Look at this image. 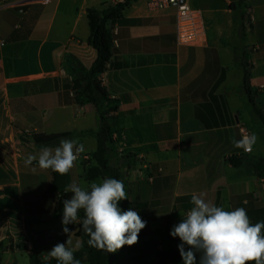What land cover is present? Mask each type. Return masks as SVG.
Wrapping results in <instances>:
<instances>
[{
    "label": "crops",
    "instance_id": "0c3cea01",
    "mask_svg": "<svg viewBox=\"0 0 264 264\" xmlns=\"http://www.w3.org/2000/svg\"><path fill=\"white\" fill-rule=\"evenodd\" d=\"M25 1L0 0V255L7 257L0 264L32 253L43 258L68 239L71 247L83 244L79 224L67 225L70 236L63 232L57 194L50 193L52 171L24 165L40 149L26 142L37 134H78L85 152L69 177L82 186L97 140L81 133L111 129V163L147 222L135 258H144L149 242H159L160 251L177 245L170 232L193 207V194L228 211L264 207V180L253 168L264 159V124L244 89L247 72L255 108L264 115V0H246L250 28L231 0H191L206 25L196 46L178 44L175 9L152 11L146 0ZM120 4L126 5L122 17L108 24L114 55L100 77L119 110L103 124L92 104L74 102L68 60L91 67L97 53L89 45L87 12ZM241 128L258 137L250 153L233 145ZM231 157L241 159L239 167Z\"/></svg>",
    "mask_w": 264,
    "mask_h": 264
},
{
    "label": "clouds",
    "instance_id": "9594fccd",
    "mask_svg": "<svg viewBox=\"0 0 264 264\" xmlns=\"http://www.w3.org/2000/svg\"><path fill=\"white\" fill-rule=\"evenodd\" d=\"M257 139V135L251 133L233 140V145L250 153ZM84 152V144L77 139H62L54 149L42 146L37 154H28L24 165L33 166L35 162L40 169L66 175ZM32 170L35 171V167ZM64 192L72 193L63 200L64 233L69 236L72 233L67 227L69 224L82 225L89 237L88 246L108 253L138 243L139 233L147 222L132 208H120V201L128 199L121 180L105 177L88 187L73 182ZM191 203L193 207L170 232L181 241L178 248L184 264H196V252L201 253L199 264H264V221L253 224L244 208L225 210L223 206L207 202L203 193L193 194ZM81 210L83 219L79 215ZM70 245L71 239L56 244L42 253L43 259H55L57 264H81L74 253L83 246L82 242H77L75 247ZM185 245L189 246L188 251Z\"/></svg>",
    "mask_w": 264,
    "mask_h": 264
},
{
    "label": "trees",
    "instance_id": "16d2710c",
    "mask_svg": "<svg viewBox=\"0 0 264 264\" xmlns=\"http://www.w3.org/2000/svg\"><path fill=\"white\" fill-rule=\"evenodd\" d=\"M125 7L126 5L120 4L115 6L109 5L102 10L89 9L87 12L90 27L89 45L96 51L97 58L89 68H86L75 57H70L68 60L70 71L74 76V82L71 87L74 92V102L77 105L92 104L96 108L100 122L103 124L112 122L114 114L119 110V102L110 98L107 89L103 86L102 81L100 80V77L108 71L114 55V35L108 28V24L119 20L123 15ZM230 7L232 10L239 11L243 21H246L248 9L246 0H231ZM247 75L248 73L245 72L244 89L250 103L252 104L253 111L264 124V115L255 108V93L250 88ZM81 134L92 135L97 140L96 151L91 154L90 159L86 160L88 165L84 168L85 171L83 178L88 182H94L105 177L116 178L123 182L126 191V185L123 181V172L119 167L113 166L111 163V151L109 146L114 143L113 132L111 129L107 131H103L102 129L98 131L92 130ZM76 136H78V134L72 132L52 135L37 134L33 136L31 141L26 142L34 143L37 147L56 146L59 145L62 139L72 140ZM122 157L124 160L131 158L130 155ZM229 161L234 167H239L241 164V159L238 157H231ZM253 168L256 176L264 180V159L254 163ZM52 173L54 175V182L50 187V193L57 194L55 213L63 216V200L72 195L70 192H64V188L70 184L69 173L66 175H60L55 172ZM119 206L122 210H128L129 208L134 210L137 207V205L130 203L128 199L120 201ZM79 215L80 218L83 219L84 213L82 210ZM247 215L253 224L264 221V208L251 210L247 212ZM77 235L83 240L82 250L74 254L75 258L80 262L85 259L88 264H122V261L117 255L118 251L131 254L136 253L134 245H125L115 253H108L89 247L87 244L89 237L83 232L82 225H80ZM176 244L175 247L160 251L158 249L160 246L159 242H149L146 243L145 248L141 253L144 257L155 256L158 260L156 264H184L178 248V245L181 244L180 239ZM188 250L189 246L185 245V251ZM29 258L31 264H57L55 259L45 261L36 253L30 254ZM196 264H199L197 259Z\"/></svg>",
    "mask_w": 264,
    "mask_h": 264
},
{
    "label": "built area",
    "instance_id": "2783aa9c",
    "mask_svg": "<svg viewBox=\"0 0 264 264\" xmlns=\"http://www.w3.org/2000/svg\"><path fill=\"white\" fill-rule=\"evenodd\" d=\"M48 2L51 0H42ZM191 0H146L147 6L152 11L163 10L166 8H173L176 11V37L179 45L182 46H196L203 42L206 34V25L202 13L194 9ZM245 25L250 28L252 25V18L247 17ZM0 46H4L0 42ZM30 135L29 132L26 133ZM242 137L248 135L249 132L245 128H241ZM249 153V152H245ZM196 259L200 261V252H196Z\"/></svg>",
    "mask_w": 264,
    "mask_h": 264
},
{
    "label": "rangeland",
    "instance_id": "374dc122",
    "mask_svg": "<svg viewBox=\"0 0 264 264\" xmlns=\"http://www.w3.org/2000/svg\"><path fill=\"white\" fill-rule=\"evenodd\" d=\"M252 115H254V114H252ZM86 146H87V148H89L88 150H90V145L88 143L86 144ZM100 181H102V179L97 180L95 182L99 183ZM90 184H91V182L84 181V182H82L81 187H88ZM263 208L264 207L261 206L258 209H263ZM154 238L159 239V238H161V236L159 234H156V236ZM136 255L139 256L140 252L138 251L136 253ZM133 256L134 255H132L131 253H124V252L118 251V258L122 261V264H152V262H154L155 259H157L156 257H153V256H149L146 258L145 257L144 258H135ZM6 260H7L6 256L0 255V263L6 262ZM11 264H14V263L11 262ZM17 264H31L29 256H27L24 259H19ZM81 264H87V263L81 262Z\"/></svg>",
    "mask_w": 264,
    "mask_h": 264
},
{
    "label": "water",
    "instance_id": "95a60500",
    "mask_svg": "<svg viewBox=\"0 0 264 264\" xmlns=\"http://www.w3.org/2000/svg\"><path fill=\"white\" fill-rule=\"evenodd\" d=\"M29 1H34V0H27V1H25V2H29Z\"/></svg>",
    "mask_w": 264,
    "mask_h": 264
}]
</instances>
